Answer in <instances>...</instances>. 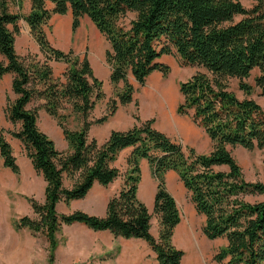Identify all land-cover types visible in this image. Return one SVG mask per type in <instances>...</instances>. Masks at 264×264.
<instances>
[{
	"label": "trees",
	"instance_id": "1",
	"mask_svg": "<svg viewBox=\"0 0 264 264\" xmlns=\"http://www.w3.org/2000/svg\"><path fill=\"white\" fill-rule=\"evenodd\" d=\"M251 8L240 0H31V9L10 10V0H0V81L12 74L16 98H8L7 117L20 124L12 131L46 182L45 200L28 198L35 216L15 220L17 230L44 234L49 243L47 264H56L57 233L63 225L83 224L95 231H110L115 237L145 240L159 264H183L184 251L173 237L182 221L181 209L167 186L174 171L188 191L198 215L206 217L202 231L210 240L224 238L226 245L214 254L218 264H264V182L246 179L231 148H264V108L253 97L256 87L264 95V0H253ZM71 11L72 28L88 16L109 42L106 61L114 86L123 82L112 99L109 112L92 117L97 103L105 98L103 80L96 76L87 54L54 46L46 27L54 15ZM130 13L129 25L123 20ZM21 20L43 52L44 59L21 56L16 36ZM175 55L182 65L200 66L180 83V115L191 116L211 139L210 152L184 146L154 125L142 120L127 130H112L100 144L91 136L94 124L107 122L134 100L132 75L140 86L159 71L164 76L171 66L161 61ZM52 62H63L65 71L56 76ZM258 68L255 85L248 79ZM40 104L31 108L30 104ZM44 109L62 129L69 151L60 150L55 140L39 126ZM80 120L77 128L70 119ZM129 149L127 168L116 165ZM0 156L4 166L20 173L13 146L0 126ZM146 160L157 181L154 213L159 235L152 232L153 214L139 197L141 163ZM123 178L121 189L111 197L105 216L82 210L60 213V202L84 198L96 182L108 186Z\"/></svg>",
	"mask_w": 264,
	"mask_h": 264
},
{
	"label": "rangeland",
	"instance_id": "2",
	"mask_svg": "<svg viewBox=\"0 0 264 264\" xmlns=\"http://www.w3.org/2000/svg\"><path fill=\"white\" fill-rule=\"evenodd\" d=\"M240 1L247 8L254 5L253 0ZM19 2L24 4L21 12L27 14L31 9V0H10V10L20 11ZM133 18L134 13L128 14L123 20L124 24L129 25ZM72 22L71 11L66 15H54L46 27L48 37L51 43L60 49L65 51L73 49L82 56L87 54L99 77L109 68L106 61V50L110 47L109 42L88 16L81 18V24L77 30H73ZM19 24L20 32L16 36L17 52L29 59H44L43 52L31 34L28 23L21 20ZM65 28H67V32ZM161 61L171 66L168 76L155 71L149 76L145 86H140L134 76L129 77L135 87L134 100L126 105H119L118 110L112 116L113 130L129 129L137 122L135 116H139L142 120L143 118H154V125L157 128L184 146L195 147L199 152L209 150L212 144L207 140L209 137L203 128L194 123L191 116L180 115L177 112V107L182 100L180 83L189 79L197 71H204V68L182 65L180 59L175 55H164ZM53 64L54 62H52L53 69L55 66L57 69L59 65ZM63 64L66 66L65 63ZM261 73V70L256 68L248 81L255 85V77ZM12 78V74H7L0 81V126L13 146L14 154L20 165V173L16 174L5 167L0 156V264H47L49 243L46 236L44 234L35 235L26 228L17 230L14 225L15 220L24 215L35 216L28 198L33 197L39 202H44L46 182L43 176L34 169L23 143L11 134L12 131L18 130L20 127V124H13L7 117L8 98L10 101L16 98V94L12 90ZM103 85L105 98L98 103V107L92 115L94 118L109 112L111 100L118 99L117 92L124 87L123 82L118 86L113 85V87L112 85L109 87L106 82ZM161 87L169 92L165 106L162 105L160 99L162 97ZM152 90L154 93L151 92ZM253 97L264 108V95L261 94L259 87H256ZM38 104L40 101L35 100L30 104V107L34 108ZM79 125L80 120L70 119L69 126L71 128H77ZM39 126L55 140L60 150L69 151L62 129L43 108L39 111ZM97 130L94 129V133H99ZM230 149L242 166L247 180L264 182V148L247 150L238 146L230 147ZM129 151V149L124 150L116 162V165L123 171L127 168L126 158ZM167 177L168 187L173 191L183 216L181 223L183 226L180 229H175L173 237L174 244L185 253L183 264H218L214 260V254L221 246L225 245V239L210 240L204 235L202 217L197 214L190 195L179 176L168 173ZM122 185L123 178H119L113 188L118 191ZM138 194L153 214L151 231L158 237L159 222L154 213V203L148 202L140 194V186ZM57 238L59 246L56 251V264H159L155 252L148 243L146 246H139L137 252L130 249L126 254H123L121 253V243L124 238L113 235L109 244H105L107 237L92 235L87 229L78 225H63L57 233ZM100 248L103 251H100Z\"/></svg>",
	"mask_w": 264,
	"mask_h": 264
},
{
	"label": "crops",
	"instance_id": "3",
	"mask_svg": "<svg viewBox=\"0 0 264 264\" xmlns=\"http://www.w3.org/2000/svg\"><path fill=\"white\" fill-rule=\"evenodd\" d=\"M89 59H90V57H89ZM103 59H105V58L103 57ZM54 64L59 65L57 69H56V66L54 67V72H55V75L60 76L65 71L67 65L64 66V64L62 62H54ZM110 73H111V70L109 67L105 72H103L102 75H99V78L102 79L104 81V83L105 82L108 83L109 87H111L110 85H112V87H113V84L110 81ZM103 88H104V85H103ZM98 103H97L94 111H96V109L98 107ZM93 115H94V113H93ZM95 118H99V116H96ZM145 119H148V118H143V120H145ZM96 127H98V128H96ZM94 129L95 130L98 129L97 131H99V133H94ZM112 130H113V117H111L107 122H105L103 124H94L91 128L90 134L92 137H95L100 144H102V143L106 142V140L109 138ZM209 139H207V140L213 146L211 139L210 140ZM211 149H212V147L209 150L200 151V152L201 153H208L211 151ZM141 166H142L143 177H142V181H141V185H140V194L142 196H144L148 200V202L154 203L155 195L157 192V181H156L155 177L153 176L152 170H151V168H149L150 166L146 160L142 161ZM169 173L177 174L174 171H170ZM115 182L109 184L108 186H104V185L96 182L95 185L93 186V188L89 191V193L84 198L73 200L69 204L62 201L58 204L57 209L60 213L62 212V213H66V214L72 213L76 210H82V211H85V212H88L91 214H95V215H99V216H105L107 213V206H108L109 200L111 199V197H113V195H115L121 189V187H120L119 190L116 191V189L113 188ZM167 186H168V184H167ZM168 189L173 194V191L170 189V187H168ZM200 216L202 217L203 222H205L206 217L204 215H200ZM182 222H183V216H182L181 223ZM181 223L177 226V229H180V227L183 226V224H181ZM74 225H78V226H81V227L87 229V231H89L92 235H96L99 237H107L108 239H107V241L104 242L105 244H109V240L111 238L113 239V234L110 231H107V230L95 231V230H92L89 227H87L83 224H80V223H75ZM185 228H186V226H185ZM155 237H157V236H155ZM221 239H224V238H221ZM216 240H218V239H216ZM122 241L123 242L121 243V245H122L121 246V249H122L121 253H123V254L124 253L126 254V252L130 249L134 252H137V250H138L137 248L139 246L143 247V246L147 245L146 244L147 242L145 240L139 239V238H131V239L124 238V240H122ZM225 241L227 243L226 239H225ZM85 243H88V241H85ZM226 243H225V245H226ZM79 251H81V250H79ZM100 251H103L102 248H100ZM81 253H83V252H81Z\"/></svg>",
	"mask_w": 264,
	"mask_h": 264
},
{
	"label": "bare ground",
	"instance_id": "4",
	"mask_svg": "<svg viewBox=\"0 0 264 264\" xmlns=\"http://www.w3.org/2000/svg\"><path fill=\"white\" fill-rule=\"evenodd\" d=\"M61 28H62V26H61ZM65 29L67 32V28H65ZM151 92L154 93L153 90ZM161 92H162V97L160 99L162 100V105L165 106L166 102L168 100V97H169V92H167L165 89L163 90L162 87H161Z\"/></svg>",
	"mask_w": 264,
	"mask_h": 264
}]
</instances>
